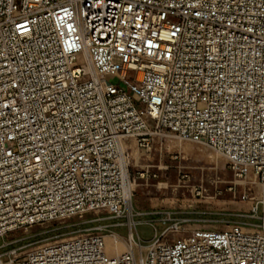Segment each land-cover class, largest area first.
<instances>
[{"label":"built area","instance_id":"obj_1","mask_svg":"<svg viewBox=\"0 0 264 264\" xmlns=\"http://www.w3.org/2000/svg\"><path fill=\"white\" fill-rule=\"evenodd\" d=\"M173 139L254 176L261 224L141 243L131 169ZM86 213L127 248L85 232L0 264H264V0H0V238Z\"/></svg>","mask_w":264,"mask_h":264},{"label":"rangeland","instance_id":"obj_2","mask_svg":"<svg viewBox=\"0 0 264 264\" xmlns=\"http://www.w3.org/2000/svg\"><path fill=\"white\" fill-rule=\"evenodd\" d=\"M168 146L171 153H162L161 162L157 160L158 153L152 156L153 168L142 170L143 166L133 165L131 169L136 187L127 212L135 222L141 243L152 240L154 229L163 232L175 222L185 229L200 227L216 231L233 223L247 229L261 224L257 218L262 216L260 208L254 217L250 209L255 204L242 199L247 188H251L252 195H259L254 176L235 178L220 156L200 144L173 139ZM197 186L202 188L198 195L193 191ZM125 221L105 214L86 213L17 228L0 238V255L7 260L9 253L15 252L16 257L22 258L40 246L85 232L126 237L127 229L117 226ZM118 243L127 248L125 241Z\"/></svg>","mask_w":264,"mask_h":264},{"label":"bare ground","instance_id":"obj_3","mask_svg":"<svg viewBox=\"0 0 264 264\" xmlns=\"http://www.w3.org/2000/svg\"><path fill=\"white\" fill-rule=\"evenodd\" d=\"M254 181L255 180L252 179V182ZM104 240H105V245H106V252L109 255H115V254L121 253L125 249V247L121 243L116 242L115 239H113L110 236H105Z\"/></svg>","mask_w":264,"mask_h":264}]
</instances>
